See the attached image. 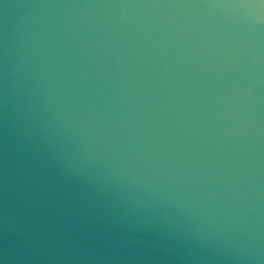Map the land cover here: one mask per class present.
Here are the masks:
<instances>
[{
    "label": "water",
    "instance_id": "water-1",
    "mask_svg": "<svg viewBox=\"0 0 264 264\" xmlns=\"http://www.w3.org/2000/svg\"><path fill=\"white\" fill-rule=\"evenodd\" d=\"M0 264H264V0H0Z\"/></svg>",
    "mask_w": 264,
    "mask_h": 264
}]
</instances>
